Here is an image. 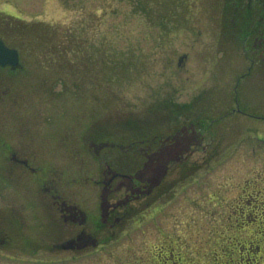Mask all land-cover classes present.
<instances>
[{
	"label": "rangeland",
	"instance_id": "1",
	"mask_svg": "<svg viewBox=\"0 0 264 264\" xmlns=\"http://www.w3.org/2000/svg\"><path fill=\"white\" fill-rule=\"evenodd\" d=\"M235 1L0 0V34L22 61L0 69V146L28 147L39 169L0 164V215L24 210L30 223L6 226L0 264H264V67L248 73ZM192 123L202 145L172 189L114 229L88 228L98 248L55 247L71 230L28 204L41 194L34 177L98 220L86 181L125 156L101 158L97 140Z\"/></svg>",
	"mask_w": 264,
	"mask_h": 264
},
{
	"label": "flooded vegetation",
	"instance_id": "2",
	"mask_svg": "<svg viewBox=\"0 0 264 264\" xmlns=\"http://www.w3.org/2000/svg\"><path fill=\"white\" fill-rule=\"evenodd\" d=\"M235 3L236 14L239 17L236 26L243 41L244 52L250 61L248 72L255 68L258 70L264 67V0H236ZM193 132H196L194 123L184 125L173 135L157 132L151 135V139L142 137L139 141L129 144L116 142L112 137L97 140L102 142L96 144L97 155L101 158L105 159L106 151L123 153L125 156L121 162L123 166L119 168L104 160L100 171L101 177L98 179L91 177L86 181V184H94L99 191L98 220L92 221L89 212L83 210L80 204L66 198L61 193L59 184L46 178L45 174L43 177L33 178L34 185L39 186L41 194L38 200L28 199V204L34 210L39 206L50 218V224L54 209L56 214H61L59 219L62 218L63 222L59 223V228L61 227L60 230L70 228L71 237L57 243L55 245L57 249L83 252L98 248L100 240L90 233L88 228L92 226L93 229H114L130 217V212L136 205L151 206L158 196L172 189L177 181L174 176L180 168L184 172L185 165L189 164V157L202 145L201 141L200 143L195 141L196 135ZM106 139L108 142H104ZM0 148V164L3 169L11 174L17 169L22 171L23 175L29 172L39 173V169L32 165L30 155L27 154L30 152L28 147L25 146L20 152L13 144L3 141ZM132 153H137L142 159L138 160L136 158L138 155ZM24 212L12 209L14 215H10V218L0 215V248L9 245L12 240L6 235V226L9 228L15 223L22 231L29 230L30 223ZM54 220L57 221L55 216Z\"/></svg>",
	"mask_w": 264,
	"mask_h": 264
},
{
	"label": "water",
	"instance_id": "3",
	"mask_svg": "<svg viewBox=\"0 0 264 264\" xmlns=\"http://www.w3.org/2000/svg\"><path fill=\"white\" fill-rule=\"evenodd\" d=\"M20 64L19 53L16 49H11L0 38V66L17 67Z\"/></svg>",
	"mask_w": 264,
	"mask_h": 264
}]
</instances>
